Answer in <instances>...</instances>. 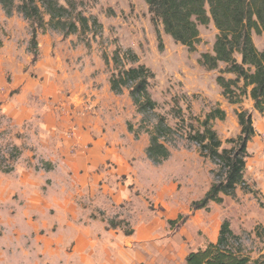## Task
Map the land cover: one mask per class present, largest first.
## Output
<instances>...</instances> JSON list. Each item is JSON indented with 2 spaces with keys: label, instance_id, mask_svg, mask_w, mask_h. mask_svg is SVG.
Instances as JSON below:
<instances>
[{
  "label": "rangeland",
  "instance_id": "rangeland-1",
  "mask_svg": "<svg viewBox=\"0 0 264 264\" xmlns=\"http://www.w3.org/2000/svg\"><path fill=\"white\" fill-rule=\"evenodd\" d=\"M70 1L75 13L69 21H75L76 33L46 29L38 33L35 48L30 24L16 12L5 17L0 7V264H63L62 255L57 262L49 253V244L61 239L64 230L57 219L71 207L89 210L81 221L88 215L113 222L125 235L148 217H160L165 230L160 236L172 264H184L188 252L209 242L205 231L190 223V204L219 174L188 136L219 108L225 119L214 121L212 129L221 149L231 148L228 140L239 134L235 114L253 111L250 100L228 104L215 78L234 77L221 74L223 64L215 71L198 64L201 54H212L217 34L212 23L198 26L199 43L188 52L164 34L159 21L152 23L143 0ZM76 13L88 21V30L80 28ZM252 40L258 51L264 48L262 36L252 34ZM115 50L118 68L142 65L153 74L148 85L156 103L153 113L138 114L127 90L116 95L108 89ZM126 52L136 57L135 64ZM97 115L105 125L90 137L86 118ZM158 118L170 129L160 141L170 157L154 165L145 154L146 131ZM262 126L257 124L259 130ZM262 132L247 146L243 178L248 190L238 187L235 197H223L214 209L241 236L252 259L264 252V197L247 177L262 156L256 149L264 143ZM93 180L98 182L94 189ZM178 216H187L185 223L170 228L167 222Z\"/></svg>",
  "mask_w": 264,
  "mask_h": 264
},
{
  "label": "trees",
  "instance_id": "trees-1",
  "mask_svg": "<svg viewBox=\"0 0 264 264\" xmlns=\"http://www.w3.org/2000/svg\"><path fill=\"white\" fill-rule=\"evenodd\" d=\"M151 15L152 23L160 22L164 34L174 42L185 47L188 52H194L199 43L198 26L212 23L217 34L212 46V54L203 53L198 64L207 71H215L219 64L224 65L221 74L232 75L233 79H225L219 75L215 78L216 85L222 90V97L230 105L239 104L242 98L252 102L254 112L264 113V50L258 51L253 43L252 34L264 38V0H143ZM66 6L58 0H0V7L5 17H11L14 12L22 16L31 26L30 43L35 48L39 32L46 29L61 30L65 34L76 33L75 21H69L75 13L73 2L64 0ZM71 5V6H70ZM46 17V20H45ZM76 22L83 30H88V21L75 14ZM97 24L96 20L91 21ZM2 46L0 40V47ZM34 49L32 61H36ZM131 62L136 63V57L131 52ZM112 61L115 72L109 78L110 91L116 95L124 89L138 114L153 113L156 103L148 92L149 80L153 74L144 66L136 65L127 69L118 68L121 58L115 50ZM239 134L233 140H228L232 147L221 149V141L212 129L216 120L223 121L225 112L219 108L211 109L204 119L199 121L201 130L188 139L198 146L199 154L215 164L218 168L217 180H214L204 195L190 204V213L199 210L209 211V204L219 205L223 197H235L238 187L243 190L248 186L243 174L248 158L247 145L255 136L251 112L240 110L236 114ZM170 129L165 126L162 118L149 135L145 154L154 165H160L170 157L161 139H164ZM253 193V192H250ZM186 217L178 216L174 221H168L170 228L183 225ZM110 228L119 225L110 222ZM126 235H130L127 233ZM184 264H264V252L256 259L250 258L242 246V238L236 235L228 220L220 225L217 239L214 243H206L204 247L190 251L184 258Z\"/></svg>",
  "mask_w": 264,
  "mask_h": 264
},
{
  "label": "crops",
  "instance_id": "crops-1",
  "mask_svg": "<svg viewBox=\"0 0 264 264\" xmlns=\"http://www.w3.org/2000/svg\"><path fill=\"white\" fill-rule=\"evenodd\" d=\"M108 89L110 90V87ZM96 102L99 103V100ZM96 102L93 103V106H97ZM250 107L252 108L251 101ZM250 112L255 131L254 138H256L260 131H264V113L259 115L254 111ZM75 113H71V117L78 112ZM76 116L78 117V114ZM86 120L85 134L90 137L93 135L92 131H94V134H97L99 128L105 125L104 122H101L100 115L93 118H86ZM257 124L263 125L260 128L261 130H259ZM92 126H94V129ZM93 142L95 143L96 141ZM256 149L262 152V156L256 159L253 174L249 175L247 179L255 183L256 189L264 197V143H259ZM93 163L95 164L88 166V169L92 170L94 168L96 162L93 161ZM93 181L94 183H92L94 185L91 186L92 189L97 187L98 183L97 180ZM244 181H246L245 178ZM207 190L208 189H206L205 192ZM91 191L93 193L97 192L94 190ZM109 193L111 195V192ZM104 195L106 194L104 193ZM196 199L199 200L198 198L194 200ZM96 207L99 210L101 209V211L106 210L100 208V206ZM208 208L209 213H206L204 210H199L190 215V223L204 230L208 241L214 243L217 239L218 231L224 217L223 213L219 217L218 214L214 212L215 204L210 203ZM86 211L89 210L71 207L62 213L63 217H58L57 223L64 232L60 240H53L50 242L51 244H49V253L53 254V257H56L57 262H59V258L62 255L63 264H155L161 259H163L166 264L173 263L172 255L169 254L170 250L164 243L165 239L160 236L165 232L164 224L160 220V217H148L145 222L136 225L133 228V233L127 236L118 227L110 228L106 220L92 219L86 215L81 221V218H83L82 213H86ZM106 213L109 214L108 211H106ZM204 216L205 219L202 221L201 217ZM157 225L162 229L161 234L158 233L159 231L156 228Z\"/></svg>",
  "mask_w": 264,
  "mask_h": 264
}]
</instances>
